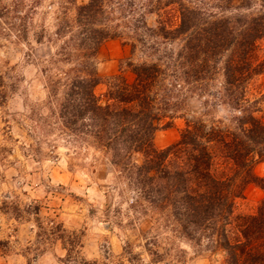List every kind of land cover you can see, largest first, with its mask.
<instances>
[{
  "label": "trees",
  "instance_id": "1",
  "mask_svg": "<svg viewBox=\"0 0 264 264\" xmlns=\"http://www.w3.org/2000/svg\"><path fill=\"white\" fill-rule=\"evenodd\" d=\"M113 1L116 9L129 10L122 15L128 17L124 29L111 25ZM75 10L73 22L56 25L47 37L49 43L62 41L47 61L48 71L55 75L68 65L64 77L49 85L54 96L62 88V126L109 152L115 173L132 189L129 206L143 218L221 264H264V196L253 212L237 211L247 186L264 194V177L254 174L264 161V121L257 116L263 96L252 91L264 75V0H87ZM149 15L156 17L154 27L146 24ZM71 23L76 30L66 38ZM117 38L138 50L141 61H125L131 79H108L102 104L94 93L100 82L96 55L105 41ZM219 73L232 107L229 124L183 115L179 139L157 149L160 122L184 109L182 91L214 97L209 86ZM51 230L53 240L66 233L62 225ZM71 243L67 261L76 264ZM165 254L153 251L157 262Z\"/></svg>",
  "mask_w": 264,
  "mask_h": 264
},
{
  "label": "rangeland",
  "instance_id": "2",
  "mask_svg": "<svg viewBox=\"0 0 264 264\" xmlns=\"http://www.w3.org/2000/svg\"><path fill=\"white\" fill-rule=\"evenodd\" d=\"M86 2L0 0V95H5L0 102V264H75L67 261L71 246L66 243L71 241L76 264H221L203 248L130 207L132 189L115 173L109 152L62 126L57 106L62 88L54 96L49 85L56 76L64 77L68 65L61 64L57 75L54 69L48 71L47 61L62 41L49 43L47 37L53 36L56 25L73 22L76 6ZM114 4L108 5L111 25L121 30L128 22L122 15L129 10H118ZM145 20L149 27L155 26L154 15ZM70 25L66 38L76 30ZM38 35L44 40L36 43ZM127 59L141 61L139 51L133 52L124 38L100 46L95 60L100 82L94 93L102 104L110 77L132 78ZM222 81L220 73L214 76L209 86L214 97L184 89V109L172 120L160 122L154 146L164 149L179 139L185 127L183 115L229 124L232 107ZM252 91L257 98L263 96L257 116L264 121V75ZM254 174L264 177V161L255 166ZM263 196L256 185L247 186L237 211L253 212ZM58 225L66 233L53 240L51 228ZM174 248L184 254L175 255ZM153 251L166 254L157 262Z\"/></svg>",
  "mask_w": 264,
  "mask_h": 264
}]
</instances>
